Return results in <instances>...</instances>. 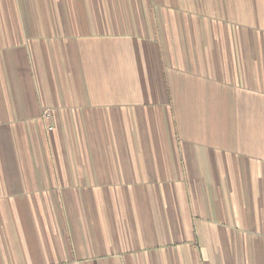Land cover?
Returning <instances> with one entry per match:
<instances>
[{"label":"crops","instance_id":"crops-1","mask_svg":"<svg viewBox=\"0 0 264 264\" xmlns=\"http://www.w3.org/2000/svg\"><path fill=\"white\" fill-rule=\"evenodd\" d=\"M0 264H264V0H0Z\"/></svg>","mask_w":264,"mask_h":264},{"label":"built area","instance_id":"built-area-1","mask_svg":"<svg viewBox=\"0 0 264 264\" xmlns=\"http://www.w3.org/2000/svg\"><path fill=\"white\" fill-rule=\"evenodd\" d=\"M51 115H52V113L50 110H45V119H47V120L50 119Z\"/></svg>","mask_w":264,"mask_h":264}]
</instances>
